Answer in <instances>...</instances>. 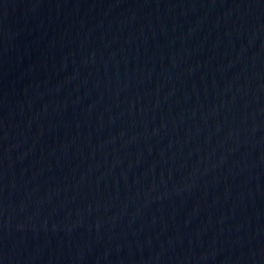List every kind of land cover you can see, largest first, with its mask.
Wrapping results in <instances>:
<instances>
[{"label":"water","instance_id":"water-1","mask_svg":"<svg viewBox=\"0 0 264 264\" xmlns=\"http://www.w3.org/2000/svg\"><path fill=\"white\" fill-rule=\"evenodd\" d=\"M0 264H264V0H0Z\"/></svg>","mask_w":264,"mask_h":264}]
</instances>
